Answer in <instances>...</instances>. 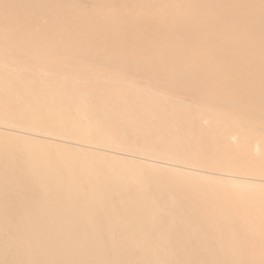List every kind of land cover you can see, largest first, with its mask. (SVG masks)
<instances>
[{
	"label": "rangeland",
	"instance_id": "obj_1",
	"mask_svg": "<svg viewBox=\"0 0 264 264\" xmlns=\"http://www.w3.org/2000/svg\"><path fill=\"white\" fill-rule=\"evenodd\" d=\"M24 36L0 28V219L74 234L89 264H264V123L168 87L152 59ZM28 152L70 165L74 201L63 168L29 183ZM62 218L73 229L35 224Z\"/></svg>",
	"mask_w": 264,
	"mask_h": 264
},
{
	"label": "bare ground",
	"instance_id": "obj_2",
	"mask_svg": "<svg viewBox=\"0 0 264 264\" xmlns=\"http://www.w3.org/2000/svg\"><path fill=\"white\" fill-rule=\"evenodd\" d=\"M80 3L0 0V28L25 32L24 37L32 39H64L102 55L141 56L147 65L152 59L150 68L167 76L168 87L209 99V106L217 109L238 106L242 122L260 130L257 125L264 123L263 0H89L87 7ZM2 148L7 154L12 151L6 145ZM33 153L21 166L29 173V183L46 188L63 168L71 187L66 196L74 201L72 187L76 189L80 181L78 174L66 162L63 167L56 166L43 160V154L34 157ZM1 154L3 167L11 161ZM0 180V191L6 190V178ZM61 180L58 184L62 186ZM59 185L56 183V188ZM254 198L253 208L262 205L256 212H263L264 195ZM38 211L48 213L42 208ZM63 219H40L35 224L47 231L73 229L72 221ZM75 241L74 234L64 232L35 236L18 220L0 219V264H89L92 256H85ZM102 258L100 264H105Z\"/></svg>",
	"mask_w": 264,
	"mask_h": 264
}]
</instances>
